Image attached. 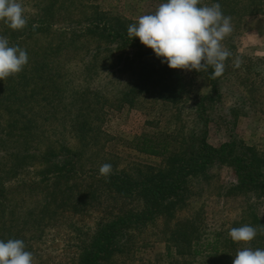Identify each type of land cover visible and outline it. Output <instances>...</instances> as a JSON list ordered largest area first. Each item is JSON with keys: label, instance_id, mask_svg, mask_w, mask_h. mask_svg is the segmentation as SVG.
I'll use <instances>...</instances> for the list:
<instances>
[{"label": "trees", "instance_id": "1", "mask_svg": "<svg viewBox=\"0 0 264 264\" xmlns=\"http://www.w3.org/2000/svg\"><path fill=\"white\" fill-rule=\"evenodd\" d=\"M92 1L27 0L38 11L36 20L30 17L22 30L0 21V36L29 57L20 73L0 80V240L21 239L32 252V241L60 213L87 214L93 207L105 215L82 228L73 243L75 264H129L148 246L139 244L148 234L165 242L150 264H232L238 250L264 249L259 231L248 243L228 235L233 227L264 225V149L232 138L216 146L207 128L196 145L176 122L187 118V103L206 113V101L219 96L222 75L212 79L211 66L201 72L169 68L138 37L128 36V25L137 20L108 14ZM215 3L236 27L245 15L264 14V0H201L198 6ZM199 76L212 94L198 90ZM143 101L171 108L175 120L171 129L135 136L131 147L163 162L120 166L122 157L108 151L105 109ZM232 112L234 120L243 114L240 107ZM105 163L112 165L107 177L99 174ZM215 165L231 168L233 182H220L211 172ZM19 174L30 176L19 181ZM15 180L18 199L11 201ZM212 197L238 198L241 207L233 219L212 225L206 209Z\"/></svg>", "mask_w": 264, "mask_h": 264}, {"label": "rangeland", "instance_id": "2", "mask_svg": "<svg viewBox=\"0 0 264 264\" xmlns=\"http://www.w3.org/2000/svg\"><path fill=\"white\" fill-rule=\"evenodd\" d=\"M24 7V15L27 20L32 17L38 18L37 10L26 6L27 0H18ZM99 8L108 14L122 16L137 20L139 16L154 12L163 3L161 0H95ZM84 17V14H76ZM244 22L240 26L232 25V33L222 41V45L232 55L226 59L225 70L218 81L219 96L212 92L207 79L199 76L195 79L198 90L202 95L212 94L215 99L207 100L206 113H199L195 107L185 106L184 121H176L182 124L188 131V136L195 144H199L205 130H208V140L218 146L227 142L230 138L244 140L249 144H258L264 149V14L245 15ZM237 24V23H234ZM240 62L235 67L236 61ZM103 75L91 82L93 88L100 87ZM117 104V103H116ZM240 107L243 114L231 119L234 115L232 110ZM173 111L169 107H161L160 103L153 105L150 101H143L139 106L107 107L105 109L102 128L110 136L108 151L118 153L122 159L118 160L120 166H125L127 161H135L154 166H160L163 159L140 153L132 148L131 141L135 136L144 132L158 133L170 128ZM206 114L209 124L205 126ZM206 117V118H205ZM171 129V128H170ZM107 138V139H108ZM104 139L103 142H106ZM1 155V154H0ZM97 162H99L97 160ZM100 163V162H99ZM88 164V163H87ZM89 166V165H88ZM10 167V166H8ZM211 172L220 182L230 183L235 178L234 171L225 165L211 166ZM30 175L19 174L21 178ZM18 180L10 184L13 190L8 197L14 198L19 186ZM16 190V191H15ZM241 200L235 197H212L206 200L208 221L212 225H221L233 219L241 207ZM264 210V208H263ZM105 215L99 208L90 207L86 214H74L70 209L59 214V221L51 225L32 241V264H75L73 245L85 226L93 227L98 219ZM158 237L143 235L140 239L142 247L132 254L129 264H150L156 260L157 253L165 248V242L155 240ZM124 264L125 261H124Z\"/></svg>", "mask_w": 264, "mask_h": 264}, {"label": "clouds", "instance_id": "3", "mask_svg": "<svg viewBox=\"0 0 264 264\" xmlns=\"http://www.w3.org/2000/svg\"><path fill=\"white\" fill-rule=\"evenodd\" d=\"M200 3L201 0H165L154 12L143 14L128 25L127 34L130 38L138 37L169 68L201 72L211 66L212 79H216L224 73V62L232 55L222 45L233 31L231 17L223 14L219 3L198 6ZM24 11L18 0H0V21L12 30L27 26ZM28 59L26 50L9 46L7 37L0 36V80L20 73ZM234 66L239 67L240 62L237 60ZM111 173L110 163L99 168L101 176ZM258 231L264 234V225L259 229L250 225L233 227L228 235L234 242L248 243ZM25 249L21 239L0 240V264H32L33 253ZM232 264H264V249L238 250Z\"/></svg>", "mask_w": 264, "mask_h": 264}]
</instances>
